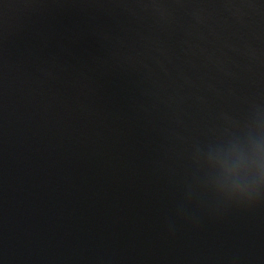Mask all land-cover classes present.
<instances>
[{"label": "water", "instance_id": "1", "mask_svg": "<svg viewBox=\"0 0 264 264\" xmlns=\"http://www.w3.org/2000/svg\"><path fill=\"white\" fill-rule=\"evenodd\" d=\"M0 264H264V0H0Z\"/></svg>", "mask_w": 264, "mask_h": 264}]
</instances>
